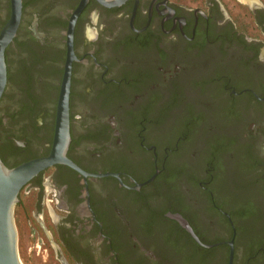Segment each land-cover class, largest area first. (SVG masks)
<instances>
[{"label": "flooded vegetation", "instance_id": "1", "mask_svg": "<svg viewBox=\"0 0 264 264\" xmlns=\"http://www.w3.org/2000/svg\"><path fill=\"white\" fill-rule=\"evenodd\" d=\"M69 57L71 165L21 188L29 236L59 264H264V0H20L6 168L51 154Z\"/></svg>", "mask_w": 264, "mask_h": 264}, {"label": "water", "instance_id": "2", "mask_svg": "<svg viewBox=\"0 0 264 264\" xmlns=\"http://www.w3.org/2000/svg\"><path fill=\"white\" fill-rule=\"evenodd\" d=\"M19 18L20 0H13L11 19L0 37V94L5 84L3 48L11 39V35L13 34V30L17 25ZM10 30H12V32ZM70 60L71 58L69 57L67 60L65 81L60 95L57 131L51 154L46 158L33 160L13 169L6 168L0 161V264H22L18 254V235L14 219V208L18 202V194L21 188L39 172L56 163L63 162L71 165L64 159V152L68 143L67 98ZM176 219L181 226L185 228L197 242H199L188 223L179 217ZM229 245V264H231L233 256L232 242H229Z\"/></svg>", "mask_w": 264, "mask_h": 264}, {"label": "rangeland", "instance_id": "3", "mask_svg": "<svg viewBox=\"0 0 264 264\" xmlns=\"http://www.w3.org/2000/svg\"><path fill=\"white\" fill-rule=\"evenodd\" d=\"M14 218L18 235V254L22 264H59L52 250L48 247H40L37 239L29 236V233L20 225L18 216L14 215ZM51 245L55 246L53 242Z\"/></svg>", "mask_w": 264, "mask_h": 264}]
</instances>
